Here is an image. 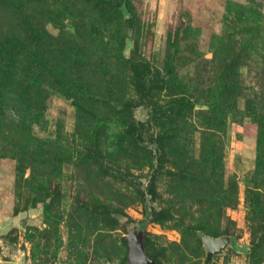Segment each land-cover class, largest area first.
Segmentation results:
<instances>
[{"label": "rangeland", "instance_id": "1", "mask_svg": "<svg viewBox=\"0 0 264 264\" xmlns=\"http://www.w3.org/2000/svg\"><path fill=\"white\" fill-rule=\"evenodd\" d=\"M133 223L264 264V0H0V264H126Z\"/></svg>", "mask_w": 264, "mask_h": 264}, {"label": "water", "instance_id": "2", "mask_svg": "<svg viewBox=\"0 0 264 264\" xmlns=\"http://www.w3.org/2000/svg\"><path fill=\"white\" fill-rule=\"evenodd\" d=\"M127 237L130 248L129 261L126 264H157L154 257L150 256L145 249V231L138 223L129 226ZM204 242V249L207 252L208 259H213L216 255L224 253L231 245L236 244L234 237L225 235L213 237L205 233L200 234Z\"/></svg>", "mask_w": 264, "mask_h": 264}, {"label": "trees", "instance_id": "3", "mask_svg": "<svg viewBox=\"0 0 264 264\" xmlns=\"http://www.w3.org/2000/svg\"><path fill=\"white\" fill-rule=\"evenodd\" d=\"M80 111H85L86 108L84 107V105L80 102H77L75 101L73 103ZM156 186V182H155V177L152 179V183H151V186L149 188V191L148 193L152 196V197H156L157 195V188L155 187ZM211 261L208 260V263H210Z\"/></svg>", "mask_w": 264, "mask_h": 264}]
</instances>
